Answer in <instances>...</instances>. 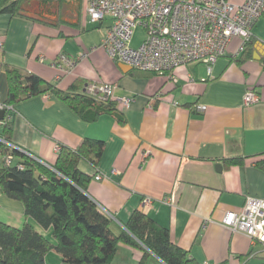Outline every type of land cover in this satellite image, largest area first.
<instances>
[{
  "label": "crops",
  "instance_id": "obj_1",
  "mask_svg": "<svg viewBox=\"0 0 264 264\" xmlns=\"http://www.w3.org/2000/svg\"><path fill=\"white\" fill-rule=\"evenodd\" d=\"M111 24L109 16L92 21L86 0H31L20 15L0 14L2 100L9 91L3 64L64 91L111 83L116 96L133 98L130 108L121 109L127 122L120 123L111 115L87 122L53 94L31 96L15 108L13 143L52 166L60 145L77 148L87 137L103 140L98 167L81 160L79 168L91 176L87 194L114 216L116 233L151 197L154 203L144 211L167 227L191 258L202 264H264L262 244L223 223L227 212L242 211L248 196L264 199V13L253 27L250 47L237 58L232 55L240 36L231 39L211 73L197 62L175 69L174 78L114 61L102 46ZM143 39L138 27L132 43L138 46ZM61 54L77 60L72 69L63 72L54 65ZM248 89L260 93L259 103L245 104ZM199 104L206 106L204 112ZM234 157L243 163L227 164L225 159ZM97 173L103 178L97 180ZM171 195L177 207L162 202ZM0 220L18 228L28 220L24 203L1 187ZM37 228L50 236V230ZM120 253L121 259L138 262L142 256L120 244L117 264ZM48 260L61 263V255L52 252Z\"/></svg>",
  "mask_w": 264,
  "mask_h": 264
},
{
  "label": "trees",
  "instance_id": "obj_2",
  "mask_svg": "<svg viewBox=\"0 0 264 264\" xmlns=\"http://www.w3.org/2000/svg\"><path fill=\"white\" fill-rule=\"evenodd\" d=\"M28 1L31 0H0V14L20 15ZM2 67L9 82L5 102L13 109L31 96L53 94L87 122L104 115L127 122L115 100L99 101L74 86L64 91L26 69L10 64ZM9 115L12 119H8ZM13 119L14 112L10 110L1 119L0 187L7 196L24 203L28 220L21 228L0 220V264H53L48 260L52 252L61 255V262L67 264H117L114 260L120 244L142 251L138 264H149L153 256L161 264H202L174 243L169 229L144 210H135L122 230L115 232L114 216L87 194L91 176L79 168L81 160L98 167L105 141L87 137L77 148L60 145L57 160L51 166L25 149L10 145ZM8 155L13 158L10 164L3 160ZM225 161L229 165L242 164L243 158ZM37 226L50 230V236Z\"/></svg>",
  "mask_w": 264,
  "mask_h": 264
},
{
  "label": "built area",
  "instance_id": "obj_3",
  "mask_svg": "<svg viewBox=\"0 0 264 264\" xmlns=\"http://www.w3.org/2000/svg\"><path fill=\"white\" fill-rule=\"evenodd\" d=\"M86 1L92 21L98 22L107 16L112 18L102 46L114 61L142 71L169 74L172 78L178 67L197 62L204 63L211 73L234 36L242 38L241 45L232 55L237 58L246 49L253 36V27L264 13V0H244L242 3L232 0ZM138 27L144 29V39L140 45L134 46L133 36ZM85 56L86 52L80 57ZM76 61L61 54L54 65L65 72L72 69ZM115 89V84L92 83L86 86L85 91L99 101H117L120 109L130 108L133 98L116 96ZM244 101L246 105L259 103L261 95L254 89H248ZM197 109L204 112L206 106L199 104ZM7 110L15 112L0 97V111ZM8 119H12V115ZM2 123L0 119V125ZM10 145L23 150L14 143ZM57 149L60 150V146ZM12 159L10 155L3 158L6 164H10ZM103 176L97 173L96 179ZM162 202L174 207L178 205L175 195L165 197ZM153 203V198L145 197L142 209L147 211ZM223 223L235 231L246 233L264 248L263 198L248 196L242 211L227 212Z\"/></svg>",
  "mask_w": 264,
  "mask_h": 264
},
{
  "label": "rangeland",
  "instance_id": "obj_4",
  "mask_svg": "<svg viewBox=\"0 0 264 264\" xmlns=\"http://www.w3.org/2000/svg\"><path fill=\"white\" fill-rule=\"evenodd\" d=\"M138 33H140L139 35H141V32H138ZM120 255H121V253L119 254V256L117 258L118 259L117 260L118 264H138V260L137 261H133V258L121 259ZM60 264H63V262H61ZM150 264H156V262L154 260H151ZM158 264H160V263H158Z\"/></svg>",
  "mask_w": 264,
  "mask_h": 264
},
{
  "label": "water",
  "instance_id": "obj_5",
  "mask_svg": "<svg viewBox=\"0 0 264 264\" xmlns=\"http://www.w3.org/2000/svg\"><path fill=\"white\" fill-rule=\"evenodd\" d=\"M125 66L127 67L128 65L125 64ZM128 67H129L130 69L132 68V67H130V66H128ZM3 116H4V111H0V119H2ZM217 166H218L219 169L222 168V165H221V164H219V165H217Z\"/></svg>",
  "mask_w": 264,
  "mask_h": 264
}]
</instances>
